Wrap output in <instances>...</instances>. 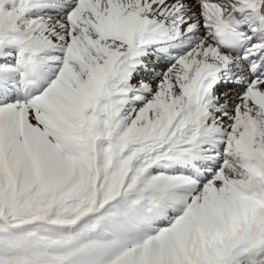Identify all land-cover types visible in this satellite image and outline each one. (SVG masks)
Returning <instances> with one entry per match:
<instances>
[{
	"label": "snow or ice",
	"instance_id": "snow-or-ice-1",
	"mask_svg": "<svg viewBox=\"0 0 264 264\" xmlns=\"http://www.w3.org/2000/svg\"><path fill=\"white\" fill-rule=\"evenodd\" d=\"M0 264H264V0H0Z\"/></svg>",
	"mask_w": 264,
	"mask_h": 264
}]
</instances>
